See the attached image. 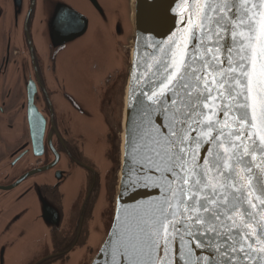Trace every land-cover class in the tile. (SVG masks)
<instances>
[{"label":"snow or ice","instance_id":"obj_1","mask_svg":"<svg viewBox=\"0 0 264 264\" xmlns=\"http://www.w3.org/2000/svg\"><path fill=\"white\" fill-rule=\"evenodd\" d=\"M188 12L187 38L142 72L141 95L169 119L137 149L162 197L110 264H264V0Z\"/></svg>","mask_w":264,"mask_h":264},{"label":"flooded vegetation","instance_id":"obj_2","mask_svg":"<svg viewBox=\"0 0 264 264\" xmlns=\"http://www.w3.org/2000/svg\"><path fill=\"white\" fill-rule=\"evenodd\" d=\"M43 1L0 13V264H89L114 219L130 47L76 89L39 36Z\"/></svg>","mask_w":264,"mask_h":264},{"label":"water","instance_id":"obj_3","mask_svg":"<svg viewBox=\"0 0 264 264\" xmlns=\"http://www.w3.org/2000/svg\"><path fill=\"white\" fill-rule=\"evenodd\" d=\"M201 3L204 0H200ZM26 0H0V13L18 12ZM189 0H44L39 22L40 38L46 45L62 47L59 70L72 86L87 92L94 85L96 70L109 63L118 43L130 47V66L124 92L121 167L110 231H95L89 264H110L117 239L138 216L150 211L162 192L156 175L140 169L143 151H138L141 137L153 135L166 127L168 115L141 95L145 87L143 68L165 56L172 41L187 38L186 18ZM195 22L196 18L193 16ZM1 22V19H0ZM38 27L35 26V33ZM162 49L164 51H162ZM175 45L172 46V50ZM171 55V52H168ZM135 74V76H134ZM84 76H89L85 78ZM72 77V78H71ZM138 77V79H137ZM199 154V153H198ZM205 155H207L205 153ZM259 171V169H257ZM158 175V174H157ZM264 184V173L260 174ZM111 242V243H110ZM201 255H204L202 253Z\"/></svg>","mask_w":264,"mask_h":264}]
</instances>
